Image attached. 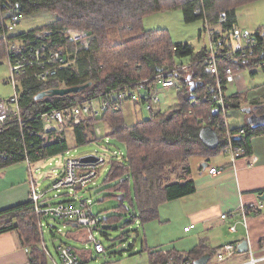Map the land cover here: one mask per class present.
Wrapping results in <instances>:
<instances>
[{
  "label": "trees",
  "instance_id": "trees-1",
  "mask_svg": "<svg viewBox=\"0 0 264 264\" xmlns=\"http://www.w3.org/2000/svg\"><path fill=\"white\" fill-rule=\"evenodd\" d=\"M256 1L259 0H0L2 12L17 7L23 18L43 13L55 18L41 28L16 33V38L27 40L30 46L46 44L50 48L66 47L71 53L75 52L74 63L59 70L55 78L43 82L30 72L20 78L17 90L24 123L20 127L10 119L0 132V171L26 160L36 167L47 159L67 153L70 141L73 147H77L112 137L123 145L125 154L109 160L110 170L105 183L111 184L108 188L111 197L122 194L124 200H129L133 217L142 224L155 218L160 204L193 194L195 187L190 159H210L223 154L225 147L222 129L216 127L221 121L220 116H212L214 107L210 93L206 90L204 95L196 93L211 83L202 66L206 50L203 47L195 52L187 43L173 44L165 30H146L142 20L150 13L178 7L187 22L199 20L202 23L206 18L210 24L216 25L220 15L225 14L226 21L221 27L234 30L237 9ZM68 28L87 31V46L66 41L62 32ZM44 30H49L52 36L39 38L37 35ZM1 32L0 23V37ZM5 55V46L0 40V64ZM186 64L195 66L187 76L175 75L179 81V88L175 91L178 102L164 110L160 105L154 106L146 119L128 124L122 111L108 112L99 119L84 118L78 125L69 123L59 133L43 130L41 115L45 112L96 98L136 82L145 81V85L150 86L152 82L149 80L161 72ZM225 66L239 72L248 69L253 75V69L259 67L254 60L223 62L222 67ZM189 76L191 80L187 85L185 79ZM89 82L91 85L78 94L47 101L35 100L42 91ZM190 82L195 84L193 88ZM223 87L229 111L254 109L248 118L253 114L264 120V101L248 103L244 95L229 93L224 80ZM192 101H195L194 106H191ZM248 118L244 135L235 136V143L245 149V154L250 152L251 137L264 133V121L252 127ZM205 125H211L219 136V145L215 149L207 148L199 138ZM102 127L105 132L101 136L96 130ZM107 220L103 218L101 222ZM38 224L30 201L0 211V234L16 233L20 243L29 250L31 264H48L39 245ZM204 253V249L197 248L173 260L154 257L151 253L149 257L151 264H168L175 260L191 263ZM82 260L87 262L85 258Z\"/></svg>",
  "mask_w": 264,
  "mask_h": 264
},
{
  "label": "built area",
  "instance_id": "built-area-1",
  "mask_svg": "<svg viewBox=\"0 0 264 264\" xmlns=\"http://www.w3.org/2000/svg\"><path fill=\"white\" fill-rule=\"evenodd\" d=\"M202 2V0H201ZM23 17L17 7H11L6 11H0V23L2 32L0 40L5 46V58L8 62L9 78L8 83L13 88V95L6 101L0 100V132L4 129L10 119L20 127L24 123L21 116L19 105V82L21 77L30 75L39 81H48L55 78L57 72L61 69L70 67L74 62V53L65 48H50L46 44L30 46L27 40L16 38L15 31ZM226 16L221 14L217 24L212 25L206 18L202 22V33L206 38L205 44L206 56L203 59L202 66L209 74L211 83L205 88L210 93L211 102L214 109H218V115L221 121L216 123V127L222 129V142L225 147L223 154L228 155L232 167L238 157L245 155V149L235 143V136L244 135V127L233 129L230 124L229 110L225 105V92L223 80L227 87H232L236 83V76L239 71L232 67H222L223 62H251L257 61L259 67L264 69V25L254 32L234 30H225L221 27L225 23ZM66 41L73 45L87 46L89 35L84 29L71 28L62 32ZM39 38L52 36L49 30H44L37 35ZM195 64H186L176 67L167 72H161L149 81L152 85L146 86L145 81L125 85L117 90H112L99 97L89 100H83L73 105H66L61 108L45 112L41 115L43 130L49 133L62 132L69 123L78 125L84 118L99 119L105 113L118 112L126 102L136 103L149 111L160 103L158 97L160 90H178L179 81L176 74L187 76L190 69ZM189 84V80L185 79ZM195 101L191 102V106ZM101 135V129L96 130ZM236 133V134H235ZM61 155L54 157L59 158ZM122 153H114L111 158H105L100 154H89L78 158H66L60 161L61 171L56 175V170L51 173L55 176L53 183L45 190L37 187L36 172L38 169L31 166L26 160L28 170L29 201L33 204L39 224L40 233L39 245L50 262L48 264H80L82 253L75 248L62 244L57 247V259H54L44 243L43 226L47 220L64 222L68 225L75 224L77 229L85 232L84 243L90 244L91 249L97 255L103 254L105 249L101 242L93 235L94 229L101 223V217L93 212V202L84 197L83 193L78 194L77 189H85L90 184H94L98 177V170L113 158H119ZM93 157V160L83 161L82 158ZM256 161L252 158L251 164ZM250 164V165H251ZM51 165V163H49ZM224 167L209 168L210 175H218ZM61 190L68 191L67 199L57 203H50L47 194L50 191L59 193ZM59 195L54 194L53 199H58ZM241 210L245 214L246 208ZM222 220L226 219V214L220 216ZM245 222V220H243ZM194 225L185 228L188 232ZM230 231L234 232L235 227L231 226ZM235 246L231 244L218 248L215 252L217 261H222L234 252ZM90 254V251H89ZM258 260L249 252L247 264H256ZM183 263L187 264L188 261ZM24 264H31L27 260Z\"/></svg>",
  "mask_w": 264,
  "mask_h": 264
},
{
  "label": "crops",
  "instance_id": "crops-1",
  "mask_svg": "<svg viewBox=\"0 0 264 264\" xmlns=\"http://www.w3.org/2000/svg\"><path fill=\"white\" fill-rule=\"evenodd\" d=\"M190 46L198 52L205 44L199 48ZM240 73L236 76L231 93L244 95L248 103L263 102L264 88L261 93L260 90H246L245 78ZM125 107V121L128 124L137 122L133 116L143 107L126 102L122 106V113ZM247 115L241 110H230L231 127H244ZM262 121L253 122L251 126H259ZM214 157L215 162L204 157L191 158L195 192L160 204L155 218L139 225L136 233L137 238L140 237L137 262L130 258L111 260L105 264H151L150 253L154 257L163 256L173 260L197 248L204 249V254L212 255L207 264H247L249 252L258 260L256 264H264V133L251 137L249 154L238 157L233 167L228 155L221 153ZM252 158L256 159L253 164ZM211 167L224 169L218 175H210ZM27 175V166L0 171V211L29 201ZM242 207L246 208L245 214L241 211ZM223 214H226L225 220L220 218ZM190 225L194 227L186 232L185 228ZM231 226L235 227L234 232L230 231ZM243 241L247 242L248 249L240 253L237 246ZM227 244L235 246L234 252L217 261L216 250ZM28 259L29 250L20 243L16 233L0 234V264H24ZM84 262L82 260L81 264ZM168 264L185 263L175 260ZM187 264H192V261Z\"/></svg>",
  "mask_w": 264,
  "mask_h": 264
},
{
  "label": "rangeland",
  "instance_id": "rangeland-1",
  "mask_svg": "<svg viewBox=\"0 0 264 264\" xmlns=\"http://www.w3.org/2000/svg\"><path fill=\"white\" fill-rule=\"evenodd\" d=\"M175 1L182 2L183 0ZM54 19V16L46 13L23 18L15 33L41 28L54 21ZM142 22L146 30H165L173 44L187 43L199 48L207 43L203 33L200 37V31H202L201 21H185L183 13L178 7L166 8L158 12L150 13L143 18ZM262 25H264V0L246 4L237 9L235 29L254 32ZM253 73L255 74L250 75L248 69L241 71L240 74L245 78L244 88H246V90L252 89L253 92L260 90L259 92L261 93L264 88V70L261 67H255ZM8 78V62L6 58H3L0 64V100L6 101L13 95L14 91L11 84L8 83ZM232 91L233 88L229 87V93ZM196 93L198 95H204L205 89L196 90ZM158 97L160 99L159 105L161 110L178 102L174 90L160 92ZM125 111L126 107L122 113L123 117L125 116ZM135 114L136 116H133L134 121L146 119L149 116L148 111H146L144 107L143 110ZM101 132L102 135L105 132L103 127ZM70 145L69 151L59 158L47 159L34 167V169H38V172H36V181L37 187L40 190H45L53 183L55 176L51 171L53 169L56 170V175H58L61 171V167L58 165L63 159L78 158L95 153L103 155L105 158H111L114 153L125 154L123 145L112 137L103 138L102 141L97 143H89L77 147H73L72 141H70ZM210 159L212 162L216 160L215 157H210ZM49 163H51V165H49ZM26 166V163L23 162L11 166L10 168H26ZM109 170L110 161L98 170V177L95 179L94 184H90L85 189H77L78 194L83 193L84 197L93 202V212L95 215L100 216L102 219L108 218L107 222L102 221L93 231L94 237L97 241L101 242L105 249L104 254H95L90 244L82 242L85 238V232L83 230L73 228L72 225L65 224L64 222L47 220L44 222L43 226V239L49 254L54 259H57V247L65 244L75 248L84 255L82 258L87 259V262L83 264H105L111 260L120 261L129 260L130 258L135 260V262L138 261L140 237L137 238L136 233L139 231L141 222L133 217V208L130 206L129 200L125 199L123 203H121L117 198L111 197L112 193L108 189L111 184L105 183ZM66 193H68V191L65 190H61L59 193L50 191L47 194V198L50 200V203H57L68 198ZM54 194L59 195V198L53 199ZM113 195L118 196L119 194ZM135 249H137L136 251L138 252H136ZM88 251H90V254ZM48 262H50L49 259Z\"/></svg>",
  "mask_w": 264,
  "mask_h": 264
},
{
  "label": "water",
  "instance_id": "water-1",
  "mask_svg": "<svg viewBox=\"0 0 264 264\" xmlns=\"http://www.w3.org/2000/svg\"><path fill=\"white\" fill-rule=\"evenodd\" d=\"M161 72V70H160ZM188 80H191L190 76L187 77ZM191 83V87L193 88V86L195 85L193 82ZM91 85V83H87L81 86H74V87H61V88H52L46 91H42L40 93H38L35 96V100H51L54 97H61V96H65V95H69V94H78L80 93L82 90H84L85 88L89 87ZM257 109V108H255ZM243 113L245 114H251L253 113L254 109H250V108H245L241 110ZM218 115V109H213L212 110V116L216 117ZM262 120L261 117H255L252 116L248 119V123L250 125L254 123H257L258 121ZM260 123H263L260 122ZM199 138L201 140V142L209 149H215L218 145H219V136L217 134V132L215 131V129L211 126V125H205L204 127L201 128L200 132H199ZM93 157H85L82 158L83 161H90L93 160ZM207 166V164H206ZM117 200L121 203H123V195L120 194L117 196ZM73 228H77V226L75 224L72 225ZM248 249L247 247V242L243 241L241 242L238 246H237V251L242 253V252H246ZM211 259V255L210 254H204L202 255L200 258H198L197 260L193 261L192 264H207L209 262V260Z\"/></svg>",
  "mask_w": 264,
  "mask_h": 264
},
{
  "label": "bare ground",
  "instance_id": "bare-ground-1",
  "mask_svg": "<svg viewBox=\"0 0 264 264\" xmlns=\"http://www.w3.org/2000/svg\"><path fill=\"white\" fill-rule=\"evenodd\" d=\"M45 255V254H44ZM46 257V256H45Z\"/></svg>",
  "mask_w": 264,
  "mask_h": 264
},
{
  "label": "flooded vegetation",
  "instance_id": "flooded-vegetation-1",
  "mask_svg": "<svg viewBox=\"0 0 264 264\" xmlns=\"http://www.w3.org/2000/svg\"><path fill=\"white\" fill-rule=\"evenodd\" d=\"M264 119V118H263Z\"/></svg>",
  "mask_w": 264,
  "mask_h": 264
}]
</instances>
